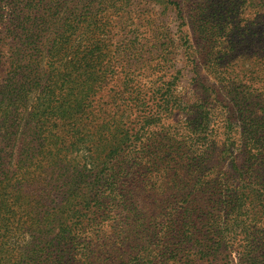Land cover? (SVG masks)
Returning a JSON list of instances; mask_svg holds the SVG:
<instances>
[{
	"label": "trees",
	"instance_id": "16d2710c",
	"mask_svg": "<svg viewBox=\"0 0 264 264\" xmlns=\"http://www.w3.org/2000/svg\"><path fill=\"white\" fill-rule=\"evenodd\" d=\"M186 3L182 101L171 52L117 37L133 0H0V264H264V0L219 35L236 6Z\"/></svg>",
	"mask_w": 264,
	"mask_h": 264
},
{
	"label": "rangeland",
	"instance_id": "374dc122",
	"mask_svg": "<svg viewBox=\"0 0 264 264\" xmlns=\"http://www.w3.org/2000/svg\"><path fill=\"white\" fill-rule=\"evenodd\" d=\"M135 5L132 6V15L130 20L125 23V29L120 31L117 37L121 39H126L123 44H125L129 38H134V48L137 53L147 51L153 52L156 56L159 50L166 49V52L172 53V60L170 63L175 65L176 69L182 71V76L180 79V84L176 89V94L185 101L191 99L194 95V89L190 83H194L199 80V78L210 80L209 77L204 73L201 67V62L198 61L199 67L197 68L200 76L196 72L190 70V66L187 67L184 61V47L187 45V40L192 44V47L201 50L206 49L207 46L204 45V41H200V28L195 29L191 24L192 18L194 17V12L190 11V6L186 3L187 0H133ZM221 3L232 4L236 6L240 12L239 16L235 13H230L232 9L231 6L226 8L222 13L221 17H215V22L210 25L215 33L222 31L224 33L225 26L232 24L237 26H247V0H220ZM237 4V5H235ZM208 4H206L207 6ZM203 7V6H202ZM194 8V6H193ZM126 25H132L129 28ZM133 25H136L134 27ZM134 27V30H133ZM194 27V28H193ZM229 28V27H227ZM131 29L133 32H128ZM166 30L168 34H166ZM162 31V32H161ZM234 33L230 34L226 38H221L223 49L229 51L233 47V41H235ZM169 35L170 40L167 42L163 38ZM163 37V38H160ZM231 38V39H230ZM116 38L113 39V41ZM118 39V38H117ZM119 41L118 43H120ZM164 43H166L164 45ZM122 44V45H123ZM221 47V46H219ZM220 49V48H219ZM244 50L247 52V44L244 46ZM232 65H244L247 67V60L240 58H230L224 61ZM228 64V65H229ZM140 65V64H139ZM243 67V66H242ZM196 71V69H194ZM143 80L144 75L142 76ZM155 80V79H154ZM195 95H197L195 93ZM183 114L177 113L175 117H182ZM231 264H241L235 255H232Z\"/></svg>",
	"mask_w": 264,
	"mask_h": 264
}]
</instances>
